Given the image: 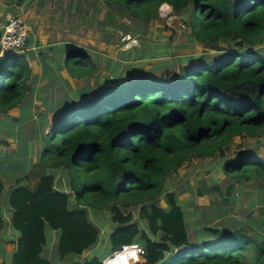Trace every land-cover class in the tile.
I'll return each instance as SVG.
<instances>
[{
    "label": "trees",
    "instance_id": "16d2710c",
    "mask_svg": "<svg viewBox=\"0 0 264 264\" xmlns=\"http://www.w3.org/2000/svg\"><path fill=\"white\" fill-rule=\"evenodd\" d=\"M103 2L109 24L127 21L122 30L128 38L159 19V5L173 12L187 8L183 22L189 37L212 52L204 59L178 57L185 64L172 73L168 61L153 65L165 67L157 75L151 69L139 77L125 76L114 68L113 76L121 75L115 81L96 75L95 91L85 85L81 101H66L42 135L38 162L43 170L33 189L19 182L6 193L11 226L19 234L11 264H53V257H44L46 230L58 234L53 248L59 259L69 260L96 244L97 226L107 219L111 251L135 241L144 249L146 264H264V218L258 219L264 216V204L257 201V217L230 216L217 225L201 222L194 203L182 206L172 191L161 194L167 174L193 158L211 156L222 158L220 170L230 180L264 183L263 157L236 150L224 157L233 137L264 133L259 48L264 43V0ZM145 49L137 50L139 58L152 57ZM18 54L7 53L9 58ZM65 58L75 76H89L95 65L82 49L69 48ZM120 62L114 61V67ZM25 66L18 72L5 68L9 82L0 86L2 108L16 104L27 91ZM234 202L232 195H220L210 203L216 209ZM135 206L145 229L130 217L129 208ZM219 209L215 219L224 215ZM73 264H101V257Z\"/></svg>",
    "mask_w": 264,
    "mask_h": 264
},
{
    "label": "crops",
    "instance_id": "0c3cea01",
    "mask_svg": "<svg viewBox=\"0 0 264 264\" xmlns=\"http://www.w3.org/2000/svg\"><path fill=\"white\" fill-rule=\"evenodd\" d=\"M103 1L0 0V35L7 17L12 14L18 15L27 29L25 44L17 57L9 58L4 53L0 55V86L9 82L8 69L18 72L24 64L28 70L23 81L27 91L21 99L9 108H2L0 103V180L3 183V191L0 195V215L3 216L0 231V264H11L16 249L13 240L19 235L11 226V212L6 208L7 191L22 181L29 190L33 189L32 185L36 183V178L40 175L38 170L41 166L38 157L42 135L47 131L46 127L53 121L56 113L68 104L66 103L68 99L71 103H77L83 99L84 94L81 89L85 85L93 87L92 91H95L93 81L96 75L103 78L107 75L99 72L94 65L89 76H75L65 63L67 59L65 55L69 48L82 49L91 58L94 57L95 62L98 60L96 51L88 43L90 34L98 36L97 39L93 37L96 41L108 40L103 35L104 28L102 29V24L106 21L107 9ZM100 13L103 16L99 21L96 18ZM93 23H97V28H93ZM259 48L264 58V43ZM129 54L127 52V56ZM6 67L7 70H5ZM81 77H83V83L77 85L74 80ZM85 95L89 97L90 92ZM17 179L18 181L15 182ZM197 182L201 184L199 180ZM189 183L183 180L181 189L167 191L177 195L179 203L181 198L194 203L196 196L200 200L207 197L208 194L204 191L193 195ZM200 186L202 184L198 185V188L202 189ZM205 190L209 189L205 188ZM194 204L202 209V211L199 210L200 214H203L205 209L206 211L209 209L208 205H203L201 202ZM255 205L259 204L256 202ZM48 232L44 257H53V264H73L99 253L95 244L69 260H61L53 248L58 234L53 231ZM7 242L12 243L8 245Z\"/></svg>",
    "mask_w": 264,
    "mask_h": 264
},
{
    "label": "rangeland",
    "instance_id": "374dc122",
    "mask_svg": "<svg viewBox=\"0 0 264 264\" xmlns=\"http://www.w3.org/2000/svg\"><path fill=\"white\" fill-rule=\"evenodd\" d=\"M104 7L106 8V6ZM102 12L103 11H101V13ZM157 12L159 19L148 21L147 31L144 33L134 32L132 38H128V36L123 33L122 28L125 24H127L125 19L121 20L123 24L118 22V26H114L109 24L108 21H104V31L105 36L108 39L107 41H96L93 37L95 36L97 39L98 36L88 33L91 35L88 45L94 48L98 56V60L95 62L94 68H97V70L101 73L107 74L105 77H107L108 80L110 79V81H115L116 78L121 75H117L115 78L113 74L110 73L114 68L117 70L116 74H119L121 70H123L125 76L133 75L134 77H139V75L151 70L155 63L168 61L166 69L169 73H172L175 72L180 65L185 64L184 60L179 63L178 57L185 58L197 56L204 59L209 55L208 52H212V50L207 52L205 47L189 37L186 25L183 22L188 13L187 8H182L179 11L173 12L168 5L164 6L161 4L159 5ZM101 13L99 14V17L96 18L99 21L103 16ZM92 26L93 28H97V23H93ZM128 27L131 26L128 25ZM142 47H146L143 52L147 55H151L152 57H145L143 59L139 58L137 50ZM127 51L130 53L129 56H127ZM213 52H215V50ZM114 61L121 62L118 66L114 67L115 64H112ZM163 70H165L164 66L152 69L155 75L158 74L157 72ZM108 75H110V77ZM75 80L74 82L77 85L83 83V77L77 79L76 81ZM233 150L252 151L256 155L264 158V133H260L252 138L238 136L233 137L229 144V149L226 151L224 157L232 155ZM203 159L204 158H193L188 162H184L176 172L167 174L162 187V193L175 188L181 189L183 180L190 182L189 185L193 195H197L200 191H204V193L208 194L207 197H203V199L200 200L199 197L196 196L194 203L201 202L203 205L209 206V209L207 211L205 209L203 214L199 213L202 220L201 222L208 224H223L227 222V219L230 216H233L235 220L251 213L253 216L257 217L260 213V209L257 210L258 206L249 208L248 204L250 202L254 204L257 201L264 204V183L261 180H248L246 182L234 179L230 180L220 170V161L222 160L221 157L211 156L208 157L207 160ZM42 170V168H39L38 172L41 173ZM26 174H28V172ZM197 180H199L202 184V186H200L202 189L198 188V185L201 184H199ZM233 180L235 183L232 186ZM17 181L18 179L15 182ZM213 182L214 184H212ZM22 183L25 182L22 181ZM228 185H231V191L229 194L226 193ZM205 188H208L209 190L206 191ZM0 195H2V193H0ZM220 195H232L235 202L231 204H221L215 209L210 202L219 200ZM159 198V205L164 207L165 204L163 199L161 197ZM192 203L193 202H188L185 198L180 199V204L182 206L185 204L190 206ZM182 206L181 208L184 210ZM220 207L224 209V215L215 219L214 212L215 210L219 211ZM129 210L130 217L140 223L141 229H145L146 224L139 216L137 206L130 207ZM199 210L202 211V209ZM263 218V215L258 217V219ZM110 225L111 222L107 219L105 223L98 224L97 226L99 236L98 241L96 242V248L99 251L98 256L101 258L108 255L111 251L108 241L106 240V235L111 228ZM188 226L191 228L192 224L189 222ZM48 231L49 230H46V236L49 234Z\"/></svg>",
    "mask_w": 264,
    "mask_h": 264
},
{
    "label": "built area",
    "instance_id": "2783aa9c",
    "mask_svg": "<svg viewBox=\"0 0 264 264\" xmlns=\"http://www.w3.org/2000/svg\"><path fill=\"white\" fill-rule=\"evenodd\" d=\"M27 36L25 24L18 15H9L3 25L0 35V55L15 54L22 51ZM143 247L133 241L121 244L108 255L101 258V264H121L120 258H127L128 264L143 261ZM135 257V258H134Z\"/></svg>",
    "mask_w": 264,
    "mask_h": 264
},
{
    "label": "clouds",
    "instance_id": "9594fccd",
    "mask_svg": "<svg viewBox=\"0 0 264 264\" xmlns=\"http://www.w3.org/2000/svg\"><path fill=\"white\" fill-rule=\"evenodd\" d=\"M135 258V257H134ZM144 261V260H143ZM120 262H121V264H128V261H127V258H125V257H121L120 258ZM142 262V261H141Z\"/></svg>",
    "mask_w": 264,
    "mask_h": 264
},
{
    "label": "bare ground",
    "instance_id": "6f19581e",
    "mask_svg": "<svg viewBox=\"0 0 264 264\" xmlns=\"http://www.w3.org/2000/svg\"><path fill=\"white\" fill-rule=\"evenodd\" d=\"M164 6H166V4H164ZM170 8V7H169Z\"/></svg>",
    "mask_w": 264,
    "mask_h": 264
},
{
    "label": "water",
    "instance_id": "95a60500",
    "mask_svg": "<svg viewBox=\"0 0 264 264\" xmlns=\"http://www.w3.org/2000/svg\"><path fill=\"white\" fill-rule=\"evenodd\" d=\"M7 68V67H6ZM144 262V261H143ZM144 264H146L145 262H144Z\"/></svg>",
    "mask_w": 264,
    "mask_h": 264
}]
</instances>
